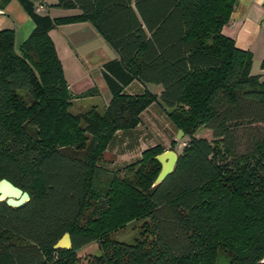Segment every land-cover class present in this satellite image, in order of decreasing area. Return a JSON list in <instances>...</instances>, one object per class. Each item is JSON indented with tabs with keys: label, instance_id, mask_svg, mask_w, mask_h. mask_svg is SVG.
<instances>
[{
	"label": "trees",
	"instance_id": "16d2710c",
	"mask_svg": "<svg viewBox=\"0 0 264 264\" xmlns=\"http://www.w3.org/2000/svg\"><path fill=\"white\" fill-rule=\"evenodd\" d=\"M18 1L34 28L18 48L14 30L0 29V178L30 198L17 208L0 202V264H77L75 252L92 242L99 254L86 264H264V80L250 72V52L222 33L236 0H135L150 36L110 39L120 57L101 68L108 104L77 114L71 100L94 89L71 94L48 31L101 25ZM134 79L162 91L128 94ZM152 103L185 139L173 171L153 185L164 151L154 145L128 166L130 178H104L103 152ZM200 127L212 140L196 136ZM139 219H149L143 237L111 238ZM65 232L71 248L54 249Z\"/></svg>",
	"mask_w": 264,
	"mask_h": 264
},
{
	"label": "crops",
	"instance_id": "0c3cea01",
	"mask_svg": "<svg viewBox=\"0 0 264 264\" xmlns=\"http://www.w3.org/2000/svg\"><path fill=\"white\" fill-rule=\"evenodd\" d=\"M32 1L35 7L42 6L38 13L53 18L91 14L97 19L101 31L91 20H84L58 25L50 29L48 35L54 44L71 94L76 96L94 89L90 95L73 98L72 103L88 97L96 100L91 107L102 106L104 109L110 93L101 68L104 63L120 57L110 39L121 41L134 31H141L147 37L151 34L149 24L136 8L135 0ZM142 11L149 14V5L142 6ZM4 28L14 30L16 48L34 28L33 21L18 0H10L0 9V29ZM222 33L230 37L236 47L250 52V72L264 80V0H236L228 22L222 27ZM157 40L164 43L165 34L159 33ZM144 88L155 90L157 96L162 91L160 84L142 83L137 79L127 85L124 91L140 94Z\"/></svg>",
	"mask_w": 264,
	"mask_h": 264
},
{
	"label": "rangeland",
	"instance_id": "374dc122",
	"mask_svg": "<svg viewBox=\"0 0 264 264\" xmlns=\"http://www.w3.org/2000/svg\"><path fill=\"white\" fill-rule=\"evenodd\" d=\"M144 91L157 96V93L153 89L144 88L141 93ZM95 101V99H89L88 97L77 99L73 103L71 100L69 111L73 114L85 112L91 108L102 111V106L91 107ZM152 104L140 114V122L134 129L118 131L103 152L102 159L98 162V165L103 169L101 175L105 176L104 178L113 174L119 177L130 178L132 171L128 169V166L140 159L141 153L151 146L160 145L164 150L170 149L171 141L174 140L176 144L173 148L176 151L181 149L185 139L182 135L177 136L178 131L167 118L162 108L156 104ZM196 136L212 140L211 132L203 127L197 130ZM144 222L149 223V219L130 221L124 227L111 233L110 236L117 241L131 243L135 239L144 236L142 235ZM146 235H149V233H146ZM98 254V244L97 242H92L78 249L75 252V259L77 264H86L88 260ZM217 260L219 263H226L227 259L224 255H219Z\"/></svg>",
	"mask_w": 264,
	"mask_h": 264
},
{
	"label": "water",
	"instance_id": "95a60500",
	"mask_svg": "<svg viewBox=\"0 0 264 264\" xmlns=\"http://www.w3.org/2000/svg\"><path fill=\"white\" fill-rule=\"evenodd\" d=\"M182 131L178 130V135H182ZM160 164V171L153 181V185H157L164 181L173 171L178 154L174 149H166L154 157ZM30 196L27 191L14 185L6 178H0V202H4L7 206L17 208L22 206L29 200ZM72 246L69 233L65 232L53 245L54 249L67 250ZM264 261V258H263Z\"/></svg>",
	"mask_w": 264,
	"mask_h": 264
},
{
	"label": "built area",
	"instance_id": "2783aa9c",
	"mask_svg": "<svg viewBox=\"0 0 264 264\" xmlns=\"http://www.w3.org/2000/svg\"><path fill=\"white\" fill-rule=\"evenodd\" d=\"M42 9V6L41 5H37L36 7H35V10L36 11H39V10H41Z\"/></svg>",
	"mask_w": 264,
	"mask_h": 264
}]
</instances>
